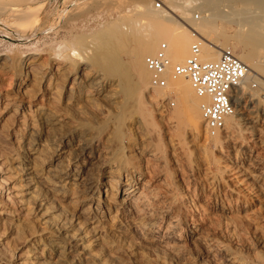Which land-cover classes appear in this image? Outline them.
<instances>
[{
    "label": "bare ground",
    "instance_id": "bare-ground-1",
    "mask_svg": "<svg viewBox=\"0 0 264 264\" xmlns=\"http://www.w3.org/2000/svg\"><path fill=\"white\" fill-rule=\"evenodd\" d=\"M48 1L0 0V25L24 38L34 34L44 22ZM208 1L211 18H219L216 4ZM244 1L258 7L223 17L248 28L243 38L235 36L240 56L223 36L215 43L199 40L198 30L207 37L214 30L211 21H189L192 27L187 28L142 2L133 10L144 14L143 25L116 20L89 37L0 55V264H124L125 256L133 264H264L248 242L243 244L240 223L225 215L228 204L219 205L215 196L199 204L196 198L205 195V187L214 190L216 179L191 181L194 169L183 165L179 141L171 140L170 156L165 155L142 102L151 88L145 59L155 55L162 40L170 47L169 57L181 59L179 64L193 42L201 41L203 60H216L231 49L250 68L249 83L255 74L264 75L259 59L264 21L257 17H264V1ZM181 7L186 17L190 10ZM172 22L176 27L167 26ZM10 74L14 86L3 92L4 76ZM169 90L180 107L162 117L184 124L186 114L199 130L204 124L201 99L189 79L170 81ZM155 91L149 99L158 108V100L168 94ZM54 101L62 106L53 107ZM241 115L246 117L238 119L231 134L254 122L249 130L259 133L257 142L264 148V122L254 121L258 110ZM6 136L19 141L16 148ZM229 138L213 141L224 148ZM21 209L40 220V231L31 234L18 255L1 227L23 233Z\"/></svg>",
    "mask_w": 264,
    "mask_h": 264
},
{
    "label": "rangeland",
    "instance_id": "rangeland-1",
    "mask_svg": "<svg viewBox=\"0 0 264 264\" xmlns=\"http://www.w3.org/2000/svg\"><path fill=\"white\" fill-rule=\"evenodd\" d=\"M48 2L46 4L44 22L41 28L34 34L24 38L14 32L8 31L2 25H0V55L8 53L15 54L19 52V49L34 47L35 44H40L42 47H45L51 44L52 41H70L73 37H77L78 35L82 37V34L87 35H84V37H89L88 35H93L95 32L104 30L106 27L110 26V23L116 20L117 22L119 21L121 23L131 20L136 24L143 25V23H147V21H145L144 14L136 13L133 10V7L141 2L145 6L149 5L148 7L151 6L150 8L153 6V8L155 7V10H158L155 6L157 0H71L69 3L66 0H50ZM171 2L172 1L167 0L166 8L164 10L158 11H166L173 17L175 24L180 23L187 28L188 26L192 27V24H189V21H195L196 24L203 23L205 20L208 22L211 21V23H213L211 26L214 30L208 37L206 36L208 35L207 32H199L198 30L197 32L201 34L199 35V40H202L205 43L207 41L208 43H215V41L219 38L217 37L218 35H220V37L223 36L224 40L230 44L235 53L238 56L242 55L243 51L240 49L239 45H237L235 36L237 37V35H240L243 38V35L245 36V32L248 31V28L245 27L241 29V27L235 24L234 21L231 22V20H224L223 17L229 15V13V16L237 14L238 12L241 15L244 14L247 9L253 11L258 7L257 4L248 5V3L244 0H211L212 3L210 2V5L215 3L217 10H219V14H221L219 18L212 19L210 11L211 8L208 5V0H173V2ZM85 3H87V5H85ZM80 5H82V7L84 6L86 9L82 7L81 9L79 7ZM176 5L180 6L181 9L177 8ZM181 5H186L187 9L189 8L190 10H188L189 12H185L186 17L182 15L186 10H183L184 8H182ZM128 9L129 11L132 10V12H130V16L127 13L128 15L126 14L125 17L126 10ZM74 14L78 18L74 17ZM196 16H199V18L197 19ZM122 17L125 18L123 19ZM257 17L260 18L261 21H264V17L261 15H258ZM71 18H73V20H71ZM75 19H77L76 22L74 21ZM70 20L72 22H70ZM73 21L75 23H73ZM174 23H168L167 26L174 28L176 27ZM39 40L40 43H38ZM162 43L165 42L162 40L159 46ZM194 43L195 42H193V44ZM159 46L156 52L158 51ZM248 50L249 49H245L246 52H249ZM255 52L259 53L260 50L256 49ZM259 54V59L261 60L260 62H263L262 60H264V53L261 51ZM170 58L173 64H179L178 62L181 60L180 58L174 59L171 56ZM12 77L13 76L11 74L6 75V77L4 76L5 86L3 87V92H7L13 88L14 84L13 81H11L13 80ZM105 77L107 81H111V78L108 76ZM261 77H264V75L255 74V78ZM255 78L251 79V81L256 80ZM170 81L172 80H169V84ZM154 91L155 90L150 88L147 96L146 94L143 95L142 102L144 109L156 124L153 130L157 134L156 139H159L160 137V140L162 141L165 155L170 156V149L168 145L169 142L171 140L179 141L182 145L181 156L182 160H184L183 165L186 167L190 166L194 169V174H191V181L196 183L200 180V178L206 177H208L206 178L207 180L210 178L214 180L216 179L215 189L213 190L210 185V187H205V195H202L200 200H198V198H196V200L199 202V204L201 203V205H207L208 202H210L208 201V196H215V200L219 205L222 204V201L228 204V211L225 212V215L228 214L227 216L234 217L238 224L240 223L238 227L240 230L243 229L241 230L243 235V244L248 242L247 244H250L254 248L264 263V148L261 147L257 142V134L259 133L257 132V134H253L250 132L251 130H249V128L254 125V122L252 124L250 121H247L246 125L244 124L242 128L237 130V133H232L233 137H231V132L234 131L232 130V127L238 123L239 118L246 117L241 115V113L246 114L251 110H258L257 119L254 121L257 123V125L263 124L264 111L261 109H263L264 104L260 100L263 98H261L259 93L256 92V94L250 88V85L248 86V89L244 88V90L240 92V104L242 106V112L237 115L236 118L230 120L228 122L227 128L230 126L231 127L219 135L224 139L226 136L230 137L228 139L229 142H227L228 144L226 143L223 148L219 144H214V138H210L208 136L204 124H202V127L199 130L192 128L189 117L186 114L184 117V124H181L177 120L165 121V117H162V115H168L169 113H172L178 109L180 107V102L176 98L175 92L173 90H169V86L164 90L156 89L155 92L168 94L165 100H158L159 106L157 108L150 104L149 99L151 95L154 94ZM169 101H174L175 106L171 107L168 104ZM52 105L53 107L62 106L61 102L59 101L52 102ZM244 106L245 109H243ZM159 113H161V115ZM152 132L153 131H151V133ZM155 133L153 136L154 138L156 136ZM5 135L6 134L4 133V136ZM151 135H153V133ZM6 139L7 142H11L13 145H15L14 148H16V146L19 144L18 140L11 138L10 136H6ZM1 160L2 163L6 161H4V156H2ZM19 212V224L24 226V230L21 231L23 233L16 231L5 232V230H3L5 229L4 227H1V232L2 235H5L4 238L10 249H15L18 255H22V253L26 250V241L32 237L33 233L38 232V230L40 231V220L35 216L28 215L27 212H24L22 209L21 211L19 210ZM125 258H123V261L128 263L124 264H133L130 260H128V257L125 256Z\"/></svg>",
    "mask_w": 264,
    "mask_h": 264
},
{
    "label": "built area",
    "instance_id": "built-area-1",
    "mask_svg": "<svg viewBox=\"0 0 264 264\" xmlns=\"http://www.w3.org/2000/svg\"><path fill=\"white\" fill-rule=\"evenodd\" d=\"M166 5L167 0H157L155 4L158 10H164ZM168 51V44L162 43L155 55L145 59L151 74V88L164 90L169 80L187 77L201 99V116L210 138L224 133L228 121L242 112L240 92L245 86L250 85L254 92L264 96V77L249 83L250 68L231 49L223 50L216 60H203L201 41L195 42L189 56L180 64H173ZM168 104L175 106L174 101Z\"/></svg>",
    "mask_w": 264,
    "mask_h": 264
}]
</instances>
